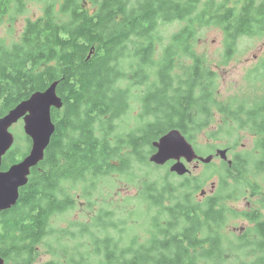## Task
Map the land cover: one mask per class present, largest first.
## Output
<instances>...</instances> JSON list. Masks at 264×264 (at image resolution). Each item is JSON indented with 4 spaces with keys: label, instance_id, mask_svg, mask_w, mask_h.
Returning <instances> with one entry per match:
<instances>
[{
    "label": "trees",
    "instance_id": "1",
    "mask_svg": "<svg viewBox=\"0 0 264 264\" xmlns=\"http://www.w3.org/2000/svg\"><path fill=\"white\" fill-rule=\"evenodd\" d=\"M40 3L41 14L27 20L20 40L0 42V117L57 80L64 107L52 108L56 130L18 203L0 213L3 254L15 247L18 264H33L52 232V217L76 207L71 190L77 184L112 172L129 174V158L145 160L141 150L150 147L152 154L153 142L173 128L195 140L211 123L214 107L254 132L260 153L255 168L264 170V97L249 107L221 103L216 73L195 49L198 30L209 25L222 28L228 57L242 36H263L264 0H0V20ZM177 20H186L185 25L161 48L160 26ZM182 57L191 59L183 75L176 72ZM141 87L144 121L126 137L116 135L119 145H113L114 127L130 110L132 89ZM21 138L15 135L2 169L28 154L32 141L24 133ZM122 146L129 151L117 166L111 160ZM249 163L250 156L240 153L231 164L223 160L217 190L204 203L189 192L197 189L198 179L193 185L188 176L175 182L176 173L168 170L163 181L144 182L138 198L149 209V236L142 241L111 235L109 228L119 229L120 221L102 208L96 225L105 233L88 231L99 242L94 247L101 253L98 264H264L263 215L243 213L253 226L234 239L223 230L231 211L227 201L234 198L230 179L242 182ZM80 227L85 236V226ZM124 238L131 240L125 244ZM85 253L72 248L62 254L71 256L69 264H91L84 262Z\"/></svg>",
    "mask_w": 264,
    "mask_h": 264
},
{
    "label": "rangeland",
    "instance_id": "2",
    "mask_svg": "<svg viewBox=\"0 0 264 264\" xmlns=\"http://www.w3.org/2000/svg\"><path fill=\"white\" fill-rule=\"evenodd\" d=\"M43 5L44 3L27 5L26 9L18 15L9 12L4 16L0 20V42L11 45L20 40L27 20L37 18L42 12ZM185 21L177 20L160 26L159 34L163 36L161 48L170 42L172 35L185 25ZM224 42L225 35L222 28L209 25L198 30L195 49L197 53L204 56L206 65L216 73L217 99L225 105L245 103V106L249 107L264 97V35L242 36L238 39L230 57L226 55ZM190 60L186 57L180 58L177 62L176 72L183 75L185 65ZM143 91L144 87L132 89L130 110L122 115L114 127L113 145L116 143L119 145L116 135L126 137L143 123L144 120L142 121L140 117L143 109H141L139 100V95ZM213 110L211 123L197 132L195 140L191 141L200 155L216 154L219 148H227L230 159H233L238 153L250 156V171L245 179L240 183L230 179L233 184L230 191L234 192V198L228 200L227 204L231 211H235L238 215L235 216L231 211H228L227 222L223 230L234 239L243 234L248 227L253 226V223L243 213L257 209L262 211L264 216V170L260 171L255 168V162L260 153L256 148L257 136L254 132L249 128L239 127V124L220 112L217 107H214ZM11 130L18 140L23 136V133L26 135L23 119L15 123ZM21 139L22 145H24V139ZM121 149L123 151L120 152V156L111 160L114 165L122 164L129 151L127 146H122ZM141 151L147 158L138 161L136 156H131L129 159L133 167L129 168L130 175L112 172L89 178L86 184L79 183L74 190H71L72 194L77 196L76 207L52 217L50 220L52 232L40 244L38 257L33 264H43L52 259L69 264L71 256H64L62 253L64 250L71 251L72 248H77V251L82 253L89 249V253H85L88 258L84 262L90 261L91 264H98L101 253L97 254L94 247L99 242L96 236L88 234V231L89 229L95 230L100 236L105 233L102 228L96 225L102 208L115 212L116 219L120 221L119 229L109 228L108 232L111 235L115 237H121L122 234L125 237L127 235L129 237L136 236L140 241L149 236L146 216V211L149 209L147 204L138 198L139 192L143 183L148 180L163 181L171 165H157L152 162L150 160L151 153H149L150 147L143 148ZM222 161L221 157L215 155L210 167L202 161L198 165L196 162L187 163L191 172L182 176L175 174L173 180L180 182L188 176L192 178L193 185L196 184L194 179H198L197 189L191 188L189 192L193 191V200L204 203L217 190L216 187H218L220 179V171H217L221 170ZM202 191L206 193L202 194ZM81 224L87 231L85 236L80 227ZM122 229L126 231L125 233L121 232L119 236V231ZM130 240L131 238L122 239L125 244H128Z\"/></svg>",
    "mask_w": 264,
    "mask_h": 264
},
{
    "label": "water",
    "instance_id": "3",
    "mask_svg": "<svg viewBox=\"0 0 264 264\" xmlns=\"http://www.w3.org/2000/svg\"><path fill=\"white\" fill-rule=\"evenodd\" d=\"M58 83V80L54 81L46 90L34 92L0 117V212L9 210L18 203L20 189L29 182L32 168L45 158L46 149L56 130L52 108H61L63 105L57 92ZM22 119L24 132L32 141L31 148L20 161L8 169H2L3 157L15 143V134L11 128ZM153 146L156 150L151 154L150 160L157 165H165L173 160L170 171L178 175L190 173L187 163L196 159L208 164L217 155L229 164L232 163L227 148H219L216 154L199 155L193 143L178 128L163 134L153 142ZM205 193L202 191V194ZM0 264H4L1 256Z\"/></svg>",
    "mask_w": 264,
    "mask_h": 264
},
{
    "label": "flooded vegetation",
    "instance_id": "4",
    "mask_svg": "<svg viewBox=\"0 0 264 264\" xmlns=\"http://www.w3.org/2000/svg\"><path fill=\"white\" fill-rule=\"evenodd\" d=\"M62 107H64V103L62 105ZM61 107V108H62ZM141 109H142V106H141ZM196 149V148H195ZM155 152V151H154ZM153 152V153H154ZM152 153V154H153ZM199 153V152H198ZM200 155V153H199ZM202 156V155H201ZM174 162L173 160L168 162L167 164L171 165V163ZM193 162H196V165H198L199 163H201V160H194ZM191 162V163H193ZM217 188V187H216ZM252 212H258L260 213L261 215H263L262 211L260 210H253ZM1 213V212H0ZM264 217V216H263ZM247 218V217H246ZM248 219V218H247ZM249 220V219H248ZM1 227L2 225L0 224V232H1ZM6 247V240H1L0 238V248L1 249H4ZM0 256L4 259V264H18V260H17V250L16 248L14 247L13 249H10V248H7V250L5 251V253L3 254L2 251L0 250Z\"/></svg>",
    "mask_w": 264,
    "mask_h": 264
},
{
    "label": "bare ground",
    "instance_id": "5",
    "mask_svg": "<svg viewBox=\"0 0 264 264\" xmlns=\"http://www.w3.org/2000/svg\"><path fill=\"white\" fill-rule=\"evenodd\" d=\"M27 136H28V135H27ZM28 137H29V136H28ZM197 152H198V151H197ZM198 154H199V153H198ZM172 163H173V162H172ZM172 163H171V164H172ZM181 176H182V175H181Z\"/></svg>",
    "mask_w": 264,
    "mask_h": 264
}]
</instances>
